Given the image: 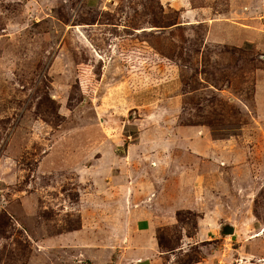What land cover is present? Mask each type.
I'll use <instances>...</instances> for the list:
<instances>
[{
  "label": "rangeland",
  "instance_id": "1",
  "mask_svg": "<svg viewBox=\"0 0 264 264\" xmlns=\"http://www.w3.org/2000/svg\"><path fill=\"white\" fill-rule=\"evenodd\" d=\"M128 213L264 264V0H0V264H125Z\"/></svg>",
  "mask_w": 264,
  "mask_h": 264
},
{
  "label": "crops",
  "instance_id": "2",
  "mask_svg": "<svg viewBox=\"0 0 264 264\" xmlns=\"http://www.w3.org/2000/svg\"><path fill=\"white\" fill-rule=\"evenodd\" d=\"M141 213V212H140ZM112 216V215H111ZM108 215L106 218L104 234L108 233L114 240L115 237L122 239L126 244L122 255L125 257V264H158L161 256L164 255L159 249L158 236L151 235L153 231L150 218L148 216L136 219L132 213L121 215L120 217ZM153 224V223H152ZM87 224H83V229L75 231L79 233L86 228ZM110 231V233H109ZM140 239H138V237ZM144 237L143 240L141 238Z\"/></svg>",
  "mask_w": 264,
  "mask_h": 264
},
{
  "label": "trees",
  "instance_id": "3",
  "mask_svg": "<svg viewBox=\"0 0 264 264\" xmlns=\"http://www.w3.org/2000/svg\"><path fill=\"white\" fill-rule=\"evenodd\" d=\"M230 225V224H229ZM229 232H225V231H223V234L225 235V234H228ZM160 246H161V244H160ZM190 263H194V261H191ZM190 263H188V264H190Z\"/></svg>",
  "mask_w": 264,
  "mask_h": 264
}]
</instances>
